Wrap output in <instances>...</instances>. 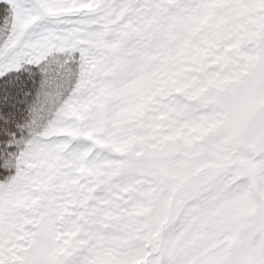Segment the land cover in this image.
Returning <instances> with one entry per match:
<instances>
[{
  "label": "snow or ice",
  "instance_id": "obj_1",
  "mask_svg": "<svg viewBox=\"0 0 264 264\" xmlns=\"http://www.w3.org/2000/svg\"><path fill=\"white\" fill-rule=\"evenodd\" d=\"M0 264H264V0H0Z\"/></svg>",
  "mask_w": 264,
  "mask_h": 264
}]
</instances>
